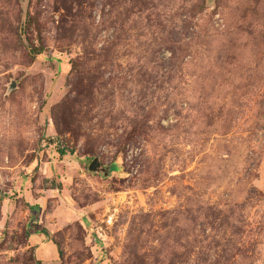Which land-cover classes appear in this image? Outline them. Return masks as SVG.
<instances>
[{"label": "rangeland", "instance_id": "obj_1", "mask_svg": "<svg viewBox=\"0 0 264 264\" xmlns=\"http://www.w3.org/2000/svg\"><path fill=\"white\" fill-rule=\"evenodd\" d=\"M0 264H264V0H0Z\"/></svg>", "mask_w": 264, "mask_h": 264}, {"label": "water", "instance_id": "obj_2", "mask_svg": "<svg viewBox=\"0 0 264 264\" xmlns=\"http://www.w3.org/2000/svg\"><path fill=\"white\" fill-rule=\"evenodd\" d=\"M87 171L88 172H94V173L101 171V172H103L104 175L106 174V169L103 170L102 168H100V164L97 162V160L95 158H93L89 162V164L87 166Z\"/></svg>", "mask_w": 264, "mask_h": 264}, {"label": "trees", "instance_id": "obj_3", "mask_svg": "<svg viewBox=\"0 0 264 264\" xmlns=\"http://www.w3.org/2000/svg\"><path fill=\"white\" fill-rule=\"evenodd\" d=\"M57 153H58V155H60V156L63 155V151H62V150H59ZM29 209H30V210H34V209H36V208H35V207H29ZM44 236H45V234H44Z\"/></svg>", "mask_w": 264, "mask_h": 264}]
</instances>
